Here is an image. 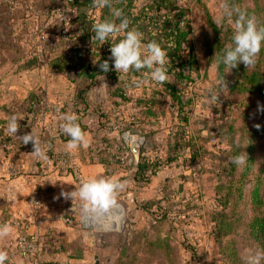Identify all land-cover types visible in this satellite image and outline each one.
<instances>
[{
    "label": "rangeland",
    "instance_id": "rangeland-1",
    "mask_svg": "<svg viewBox=\"0 0 264 264\" xmlns=\"http://www.w3.org/2000/svg\"><path fill=\"white\" fill-rule=\"evenodd\" d=\"M224 2L246 9L258 20L264 16V0H178L171 11L151 23L164 20L167 26H174L165 51L169 70L175 65L184 70L182 82L176 87L175 76H170V82L156 85L142 83L146 79L143 73L122 74L125 79L133 78L129 86L131 94L137 95L134 104L139 98L158 96L151 102L157 116L142 124L125 107L111 112L109 128L119 137L124 155L107 159L112 164L107 176L124 182V187L110 211L111 221L120 231L99 227L105 264H124L120 257L125 264H247L250 255L264 252V225L260 229L257 223L264 217V206L258 207L252 197L255 186L260 185L264 201V108L256 95H231L225 83L221 87L218 67L207 66L206 49L199 38L204 18L206 24L209 19L218 24V9ZM146 9L147 17L153 18L154 7L145 6L142 13ZM73 22L76 25V19ZM182 32L186 36L175 51ZM70 67L79 70L75 62ZM72 84L67 88L69 97L56 101L58 111L84 90L80 82ZM88 84L87 91L93 81ZM129 108L135 110L133 103ZM251 140L254 150L250 155L245 146ZM238 143L248 160L252 157L254 161L243 182L244 198L234 194L225 207L220 198L231 179L224 165ZM140 162L149 165L142 183L136 176ZM247 166L248 162L239 167L232 180L239 181ZM133 201L135 208L131 207ZM227 232V237L217 240Z\"/></svg>",
    "mask_w": 264,
    "mask_h": 264
},
{
    "label": "crops",
    "instance_id": "crops-1",
    "mask_svg": "<svg viewBox=\"0 0 264 264\" xmlns=\"http://www.w3.org/2000/svg\"><path fill=\"white\" fill-rule=\"evenodd\" d=\"M9 1L3 0L0 6V225H10L13 232L0 238V251L8 255L5 264H105L101 256L105 250L102 231L84 229L79 202L65 198L62 193L75 190L82 180L108 177L112 164H102L101 160L113 159L108 156L109 152L103 151L98 116L105 113L112 117L113 109L122 106L128 112L133 111V117H140L143 110L134 102L120 106L122 102L114 97L116 80L122 83L131 77L125 79L116 72L114 78L101 75L93 81L74 113L85 128L87 146L66 152L67 140L59 131V118L65 113L68 101L59 111L56 103L69 97L68 86L81 81L88 62L87 42L78 36L80 20L88 18L96 23L104 6H96V0L77 2L74 34L78 38L74 46L63 40L54 44L46 42L52 35L49 13L57 0H11L12 4ZM147 5L145 1H138L134 13L142 14ZM165 13L161 11L160 15ZM153 18L160 20L157 13ZM139 31L144 35V42H149L145 28ZM118 39L113 38L111 42ZM105 48V43L97 46L96 61L101 59ZM71 62L79 70L71 68ZM131 91L129 95L135 99L137 95ZM132 103L135 110L129 108ZM13 114L22 117L17 135L34 131L46 151V160L33 158L31 142L24 145L7 134L6 122ZM109 137L119 140L114 133ZM136 202L131 207L135 208ZM70 216L73 223L66 224L65 219ZM19 219L30 222L32 232L41 235L42 252L36 261L23 260L16 253L14 223Z\"/></svg>",
    "mask_w": 264,
    "mask_h": 264
},
{
    "label": "clouds",
    "instance_id": "clouds-1",
    "mask_svg": "<svg viewBox=\"0 0 264 264\" xmlns=\"http://www.w3.org/2000/svg\"><path fill=\"white\" fill-rule=\"evenodd\" d=\"M96 6L106 7L108 0H96ZM216 22L221 25L227 22L232 27L230 43L224 46L219 62L225 66L227 71L236 68L241 63L246 68L254 67L257 56L261 48L264 47V25L260 24L254 14L228 2L219 6ZM93 30L95 35L92 36V42H98L100 45L113 38L121 37L116 43L111 44L110 48V59L113 61V68L117 73L129 74L133 71L143 73L146 79L142 83L152 82L156 85H163L170 82L167 52L155 40L145 43L143 33L135 27H130V20L124 16L121 10L113 9L112 19L96 23ZM94 63L99 64L103 73L110 71L107 60L94 61ZM222 85L223 83L221 87ZM215 98L213 97V99ZM59 119V131L68 137L65 145L66 152L71 153L81 146H87V136L78 122L79 118L76 114L64 113ZM19 120H22V117L17 114L8 118L6 122L7 134L18 138L24 145L31 142L33 158L46 160V151L34 131L31 130L30 133L22 136L17 135L21 127L18 123ZM247 162V154L243 151L231 157V163L238 167L246 166ZM123 187L124 182L110 177L90 178L82 180L75 190L62 193V195L79 202L82 223H94L105 227L104 221L107 219L108 213L115 208L117 193ZM12 232L13 229L10 225H0V238L8 237ZM7 259V253L0 251V264H5ZM262 260H264V252H257L249 256L247 264H261Z\"/></svg>",
    "mask_w": 264,
    "mask_h": 264
},
{
    "label": "trees",
    "instance_id": "trees-1",
    "mask_svg": "<svg viewBox=\"0 0 264 264\" xmlns=\"http://www.w3.org/2000/svg\"><path fill=\"white\" fill-rule=\"evenodd\" d=\"M138 1H145L148 4L147 6H153L155 13L158 14V17H160L161 11H171V9L174 7V4L176 2V0H108V6L103 7L101 17L99 21H97L96 23L102 22L106 19H112L113 9H119L122 11L124 16H126L130 20V27H135L138 30L144 27L145 33L149 35L150 38L149 42L155 40L161 45V47L164 50H167L168 45L166 38L171 37L170 34L173 33L174 26H172V24L167 26L166 21L164 22V20L162 25H160L159 23H151V20L156 21V19L145 16V14L148 12L147 9L144 11V13L136 15L134 13V10L136 8L135 5ZM142 16H144L143 19H141ZM201 18L203 20V16ZM203 21H204V26L200 31L201 35L199 38H200V44H202V46L205 47L206 49L207 66L209 67L214 64L217 65L218 79L223 84L224 83L226 84V86L228 87L227 90L231 95H237V96L256 95L261 101L262 107L264 108V47L261 48L257 56V62L254 67L246 68V66L241 63L236 68L227 71L225 66L222 63H220L219 60L224 46L227 43H230L231 35H232V27L227 24L218 26V24H216L214 20L213 22L211 19L207 21V24L205 22V18ZM259 22L261 25H264V16L260 17ZM96 23L95 21L87 23L86 18H81L80 32L78 33V36L84 39L87 42V44H90L92 46V51L94 53L98 51L97 46L99 45L98 42L95 41L92 42V36L95 35L93 29ZM185 36L186 33L182 32V40L177 44V47L174 49L175 51L181 47V43H183V38ZM111 40L105 42L106 48L103 50V55L101 56L100 59V62H103L104 60H107L109 62V68H110L109 72L103 73L100 70L98 63H96L95 67L94 66L92 67L93 60H90L88 58L90 57V55H86L89 62V63L87 62V64H89V66L87 65L85 66V69L82 72V75L80 76L81 77L80 83L84 85V90L80 94H78V96H76L77 102L82 101L84 99L89 86L88 83L90 81H94L98 76L101 75L110 76L111 78H114L116 71L113 68V61L110 59ZM72 45L75 46V43H72ZM96 58L97 55L95 56V59ZM176 61L177 60H175V62ZM169 75L175 76L176 80L174 81V83L176 82L175 86L177 87L184 78V70L181 67L175 65L172 69L169 70ZM118 82L119 81L116 80V84L113 87V89H114V97L119 98L120 101L122 102L120 106L125 105L128 102H134L132 96L129 95L130 80L122 83L119 82L120 84ZM168 87L169 86L166 85V89ZM156 97L158 96L153 95V97H151L150 99L139 98L138 100H135L136 107L141 108L143 110L140 113L142 124H144L143 121L149 120L152 116H157V113H155V109L151 104L153 100H156ZM159 98H162L161 95L159 96ZM110 120H111V116H109L108 114L103 113L98 116L99 131H101L103 135L101 140L102 148L104 153L109 152L108 156L112 157V159L113 158L120 159L124 155V153L121 152L123 145L121 144L120 140L112 139L109 137L110 134L112 133L111 128H109ZM82 129L85 132V128L82 127ZM63 138L65 140H68V137H65L64 135ZM245 147L248 154L250 155L253 154L254 146L252 140L249 142V144L247 143ZM243 150L244 148L242 147V145L238 143V146L234 149L231 157L240 154ZM231 157H228L227 163L224 165V170L226 171V174H229V178L231 179L228 186L229 188L225 196L223 197L221 196L220 198L221 204H223L225 207L227 206V204L229 203V201L231 200L234 194H236L237 197L240 198V200L244 198L243 182L245 181L247 174L251 172L250 162L254 161L252 157L249 158L248 166L245 169H243V176L239 181L235 182L232 179L233 177H235V174L238 171L239 167L231 163ZM142 159L144 158L142 157L141 161ZM144 161L146 160L144 159ZM101 162L102 164H107L108 160L104 157L102 158ZM148 169H149V165L146 162L144 163L140 162V164L137 166L136 176L139 177V180L137 178V181L139 183L143 182L142 181L144 180L143 177ZM258 180H261V177H258ZM260 190H261V186L256 185L254 190L252 191L253 202L257 204L258 207L262 205L264 206V201L261 198ZM257 218H259V216H257L256 219ZM257 223L260 226V229H262V226L264 225V217L262 218V220H260ZM229 233L230 232H227L225 234H219L217 240L222 241V239L224 237H227ZM120 259H121L120 263H124V264L126 263L125 258L120 257Z\"/></svg>",
    "mask_w": 264,
    "mask_h": 264
},
{
    "label": "built area",
    "instance_id": "built-area-1",
    "mask_svg": "<svg viewBox=\"0 0 264 264\" xmlns=\"http://www.w3.org/2000/svg\"><path fill=\"white\" fill-rule=\"evenodd\" d=\"M3 0H0V5ZM77 2L76 0H57V3L49 13L51 21V32L52 35L48 37L47 43L54 44L56 41L63 40L69 43H75L77 36L74 34V20L77 17ZM10 4L13 1H9ZM46 38V37H45ZM112 43V42H111ZM110 43V45H111ZM113 44V43H112ZM85 51L90 60L96 61L95 56L97 52L92 51V46L86 44ZM89 63V62H88ZM89 66V64H87ZM78 102L77 98L74 97L68 101L66 108L67 113H75L77 110ZM110 124V123H109ZM67 137V136H65ZM66 224H72V217L65 219ZM14 226L17 229V236L15 240V250L17 255L26 261H36L40 257L42 252V239L41 235L35 232H32L33 225L24 220L19 219L14 223ZM83 227L86 230L90 229H99L100 226L94 223L84 224Z\"/></svg>",
    "mask_w": 264,
    "mask_h": 264
},
{
    "label": "water",
    "instance_id": "water-1",
    "mask_svg": "<svg viewBox=\"0 0 264 264\" xmlns=\"http://www.w3.org/2000/svg\"><path fill=\"white\" fill-rule=\"evenodd\" d=\"M111 217H112V213H108V217L107 219L104 221V224L106 225L105 227H103V230L104 231H109V232H118L120 231V229H116V228H113L112 226L116 225V222H112L111 221Z\"/></svg>",
    "mask_w": 264,
    "mask_h": 264
},
{
    "label": "bare ground",
    "instance_id": "bare-ground-1",
    "mask_svg": "<svg viewBox=\"0 0 264 264\" xmlns=\"http://www.w3.org/2000/svg\"><path fill=\"white\" fill-rule=\"evenodd\" d=\"M115 226V225H114ZM113 227V226H112ZM119 227V226H118ZM114 228H117L116 226Z\"/></svg>",
    "mask_w": 264,
    "mask_h": 264
}]
</instances>
